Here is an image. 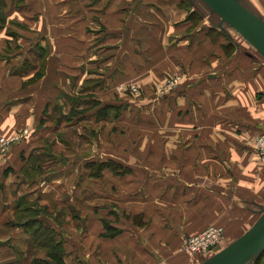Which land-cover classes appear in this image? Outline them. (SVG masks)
Listing matches in <instances>:
<instances>
[{
  "label": "crops",
  "instance_id": "0c3cea01",
  "mask_svg": "<svg viewBox=\"0 0 264 264\" xmlns=\"http://www.w3.org/2000/svg\"><path fill=\"white\" fill-rule=\"evenodd\" d=\"M237 1L264 27V0ZM155 51L164 62L150 60ZM135 52L145 56L136 61L143 71L122 63ZM146 62L156 70L143 68ZM178 73L176 140L179 149L190 141L198 157L175 160L173 169L162 167L164 160L126 163L125 188L111 174L116 184L106 188L95 178L96 189L87 191L80 186L85 173L67 203L61 177L51 179L57 191L45 184L49 161L38 164L32 155L42 153L53 130L77 126L67 122L72 110L90 100L118 101L122 92H110L124 78L150 91ZM261 132L264 53L204 0H0V138L21 135L0 152V264L32 258V239L48 226H61L59 237L82 247L68 248L74 264H194L199 257L182 250L187 236L222 225L226 239L235 240L263 217L264 161L255 149ZM40 169V178L32 176ZM52 202L61 204V224L47 214ZM103 218L121 233L105 236Z\"/></svg>",
  "mask_w": 264,
  "mask_h": 264
},
{
  "label": "rangeland",
  "instance_id": "374dc122",
  "mask_svg": "<svg viewBox=\"0 0 264 264\" xmlns=\"http://www.w3.org/2000/svg\"><path fill=\"white\" fill-rule=\"evenodd\" d=\"M140 38L142 40V37ZM236 40L244 43L240 40V38L236 37ZM138 44H141V46L143 45L142 41ZM138 44H136V46ZM123 54L124 53H120V59H122ZM174 55L175 54L173 52L167 54L165 60L167 61V59H169L170 61H173ZM126 57L127 55H124L123 59ZM142 57L145 58L144 54L141 52H135L134 60L132 61L128 54V58L126 60L122 59V63L127 65L132 64L133 67L136 64L137 68L134 69L143 71V69L140 68L136 62L140 60L142 61ZM149 58L151 61L158 60V62H164L163 53L161 54L159 51L151 52V54H149ZM143 65V68L147 67V69H155V66L149 62H146ZM156 72L158 74L159 71ZM166 72L169 73L168 70H166ZM170 73L172 74V72ZM179 75L181 76L179 73L174 74L169 78H166L164 82L150 86V91H146L147 89L144 85L145 83L143 84V82L138 80H129L128 78H124L122 79L123 81L117 83L116 88L114 86L115 84H112L114 87L110 92L111 94L114 89L122 92V96L117 95V99L115 98L118 101L103 102L90 100L86 102V106L83 105L82 107L81 104H83V102L81 100L80 110H72L70 112V120L67 118V122L75 121L77 126L53 130L48 138L46 148L43 151H40L42 153L32 155L33 158L31 160H34V162L37 161L38 163V160L39 162L46 160L49 161L48 164L50 165L46 167L45 170L47 171L46 173H50L51 175H48L49 179L45 184H50L51 187L55 185L53 190L57 191L59 183L53 182L51 179L57 178L58 176L61 177L62 181L59 190L64 203H67V201L71 198L69 192L74 191L78 187V177L80 175H84L85 173L87 175L85 177L86 181H84L80 186L85 188L87 191L90 189H96L95 183L97 182H95V178H102L104 184H106V188L107 186L110 188L111 185L116 184L114 183V180H118L117 176L120 179V183L125 188L127 179L121 177H125L126 173H130L129 169H127L126 163H129L133 167H142L141 162H137V160H146L145 162H148L150 165L159 166L158 160H164V163L160 165L166 169H173L175 160H191L193 155L195 158L197 156V149H190L192 147V145H190V141L186 143L187 148L184 147L183 149H179L180 143L176 140V131L174 127L176 111H174V104L178 103V101L174 97L175 94L173 93L176 90H180L177 88L182 83V77L180 79ZM153 80L155 81L156 79L153 78ZM184 82H186V79ZM146 85L149 86V84ZM110 86L111 85L107 87ZM183 88L184 87L181 86V89ZM108 95L104 93L102 98L107 100L109 99ZM165 99H167L166 106L164 105ZM101 104L108 105L101 107L98 112H95V109L99 108ZM163 110L169 112H167L164 116ZM161 111L163 112L161 113ZM180 150H182V158L180 156ZM199 156H207L206 151L199 150ZM138 163H140V165H138ZM41 169L40 171H32V176L38 175L40 178L42 175ZM63 173L64 175L60 176V174ZM111 174L116 176V179L113 181L111 179ZM34 187L36 188L35 191H38L40 194L43 187L39 185L38 182H35ZM88 198L90 201H95L93 200V196H88ZM155 199L158 201L157 198ZM161 200V203H164L163 197H161ZM37 204L39 205V202ZM58 205L61 204L52 202L51 207H55V210L52 212V210L50 211L48 209L47 214L54 217V220L61 224L63 219V209ZM132 216L135 219L134 221L138 224L143 223L141 213H132ZM102 221L104 226H106L104 230L105 236L114 237L121 233L122 229H117L110 225V220L103 218ZM53 225L54 224L51 226ZM58 227L59 228L57 229L53 226V229H51L48 226L45 229L46 236H43L40 240H44L49 243L51 241V237L49 235L51 234L54 240L60 243H57L59 246L51 245V247H56L55 249L53 248L55 251H64L66 253L65 255H67L68 248L73 253L75 249L76 251L82 249L77 241L76 243L78 244L72 246V241H67L65 235L60 238L59 236L61 235V231H63V229L61 226ZM209 227L222 228L223 233L219 240V244L222 248H220L219 251H216L213 250V246L209 251H204L202 253H187V243L189 238L198 233L187 236L184 239L182 250L189 257L190 255L199 257L198 261L194 264H202L206 262L238 239H226V231L222 225H210L207 228ZM40 240L36 242L32 239L30 246L32 258L29 257L27 261L23 260L21 264H34V261L37 258L52 260V258L48 255L49 250L46 249L47 246L43 247ZM55 241L52 242V244H55ZM51 247L47 248L52 249ZM39 250L41 255L35 258V252ZM64 259L66 264H74V258L65 256ZM247 264L252 263L248 262ZM259 264H264L263 258Z\"/></svg>",
  "mask_w": 264,
  "mask_h": 264
},
{
  "label": "water",
  "instance_id": "95a60500",
  "mask_svg": "<svg viewBox=\"0 0 264 264\" xmlns=\"http://www.w3.org/2000/svg\"><path fill=\"white\" fill-rule=\"evenodd\" d=\"M264 53V27L237 0H204ZM264 252V215L247 234L202 264H252Z\"/></svg>",
  "mask_w": 264,
  "mask_h": 264
},
{
  "label": "built area",
  "instance_id": "2783aa9c",
  "mask_svg": "<svg viewBox=\"0 0 264 264\" xmlns=\"http://www.w3.org/2000/svg\"><path fill=\"white\" fill-rule=\"evenodd\" d=\"M21 135L13 136L12 138L1 137L0 138V152L6 153L10 146L20 139ZM255 149L258 156L264 161V132H261L255 141ZM222 228L209 227L198 234L189 238L187 243L188 253L196 254L204 251H209L213 246L219 244L220 237L222 235Z\"/></svg>",
  "mask_w": 264,
  "mask_h": 264
},
{
  "label": "trees",
  "instance_id": "16d2710c",
  "mask_svg": "<svg viewBox=\"0 0 264 264\" xmlns=\"http://www.w3.org/2000/svg\"><path fill=\"white\" fill-rule=\"evenodd\" d=\"M45 229L46 228L40 229L38 234L39 235L46 236ZM49 233H51V232H49ZM49 236L51 237V241L49 243H47L44 240L43 241L40 240V239H42L41 236H38V239H36L35 241L37 242L38 240H40V242H41V244H42L43 247L44 246L51 247V245H53V246H59L58 244H60V243L56 242L54 240V238L52 237L51 234ZM54 241L56 243L55 244H52V242H54ZM53 246L51 247L52 249L46 247V249L49 250L48 251V255H49V257L52 258V260H50V259H40V258H37V259H35L34 264H66L65 261H64L65 260L64 258L66 256L65 255L66 253L64 251H61L60 252L59 250L58 251H55L54 249L56 247H53ZM262 258L264 259V252L261 254V256L258 259H256V261L254 262V264H259V262L261 261Z\"/></svg>",
  "mask_w": 264,
  "mask_h": 264
}]
</instances>
